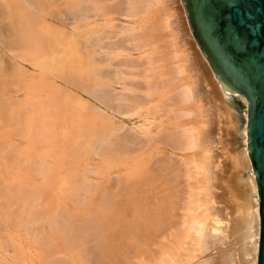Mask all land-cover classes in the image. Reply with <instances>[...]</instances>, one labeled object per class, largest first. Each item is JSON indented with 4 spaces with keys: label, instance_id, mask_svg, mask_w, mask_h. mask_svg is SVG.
Returning <instances> with one entry per match:
<instances>
[{
    "label": "bare ground",
    "instance_id": "obj_1",
    "mask_svg": "<svg viewBox=\"0 0 264 264\" xmlns=\"http://www.w3.org/2000/svg\"><path fill=\"white\" fill-rule=\"evenodd\" d=\"M11 1H13V3L16 4V2L14 0H11ZM24 1H26V0H23V2ZM33 1H35V0H33ZM37 1L35 2V4L38 3L40 8H41L42 4L45 1L42 0L41 2H43V3L39 2L40 0H37ZM77 1L79 2V7L78 8L75 7L76 8L75 11H74V8L71 10V14L72 15L74 14V16H75L73 19H75V18H80V19L84 18L85 19V18H91V17L93 18V17H97V16H101L103 14L109 13V14H113V15L116 14V15H119V16H122L125 18H129L131 20L132 19L134 20V18H137L138 19L137 22H139L137 28L133 32H126V33L123 32L122 33V31L120 32V30H121L120 28H118V29L115 28V29H117V30L114 29L116 32L113 31V29H112L111 33L105 31V33L102 32V34H100V35H98V33H97V34H95L96 36L93 35L94 37L90 36L91 39L87 40V43L85 44V47L83 48L84 49L83 52H87L86 53L87 55L84 54L85 57L87 56L90 59H93V57H97L99 49H102V50L106 49V50L112 51V53H107V54L103 53L105 55L104 57L106 59V56L108 58V56H112L113 53L120 51V49L123 50L124 46H125L124 50H126L128 52L136 51L138 53L139 57H137V58H132L133 56L132 57L130 56V58L125 57V60L122 61L121 59L123 57L120 56L121 59H117L119 57L115 58L116 60H118L116 64H119L120 67L116 66V64H115L116 60H114L112 63L110 62L111 64L109 65V67L107 69L105 68L106 70H104V71L100 72L96 68L97 69V70H95L96 77L100 81H105V83H97V82H93V81H92L93 83H88L89 82L88 78H87V80H84V79L81 80L82 79L81 77H84V76H81V74L79 77L81 79L79 81H77L78 79L72 74H69V75L64 74L63 78H65L64 77L65 75H66V77L69 76L68 78H70V75L74 76L77 79L76 82L79 84L78 89L80 87V89H82V91H84L88 97L98 99V101H100V102L101 101L104 103L107 102L106 104L103 103L107 108H109L113 112H117L118 114H120L122 116H128V115L132 114L131 112L136 111L140 107V105L145 102V100L147 98L146 96H143V95L137 96L136 93L132 92V90H131V89H133V86H135L133 83L135 80H137L136 76L139 75V73L143 72L141 64H143L144 61L145 62L147 61V62H150L151 64H154L155 68H153V71L151 69H149L151 71H147V74L149 72L150 73L153 72L154 75L151 76L152 79H150V77L148 76L144 80V82H142V84H144L143 86L147 87V88L153 87L154 85H157L159 87V89H161V90L165 89L167 91L166 94L168 95V97H167V95H165L167 98L163 96L166 99L165 100L163 98L162 99L168 105H171L174 108V110H173V112L170 111L169 114L171 113V115H169V117L168 118L166 117L165 119H171V120L173 119L176 121V122L174 121L175 123H173V125L170 126L171 129H169L168 132H165V133L161 132L162 134L159 132L158 133L159 136L157 137L158 134L155 136V137H157L156 142L162 143L161 148H164V146L169 147L171 149V151H177L180 153L181 156H183V155L184 156L181 157L180 155H178V157L174 158L175 156L173 157L172 156L173 154L171 155L172 156L171 157V156H169L171 153L168 152L169 154H167V152H166L164 155L159 156L156 160L154 159L155 162L153 160L152 163L150 162V163H148V165L143 166V168L140 171H133L134 173L129 172L127 175H125V177L123 176L124 179L122 178V176H120L122 179L118 177L120 180H123L122 185H121L122 189H120L124 193L123 196H125V198L123 196H121L122 198H124L123 200H121V198L118 199L117 197H120V196L117 194H115L117 197H115V195H114V198H113V196L110 193H105V192H108L107 191L108 189H110V188H108L109 186L107 187V184H105L107 188L101 187L99 184L98 185L100 187L99 186L95 187L93 182L90 180L91 182L87 183L88 185H90V188L92 189L94 187L93 188L94 190H96L97 192L99 190L100 194L104 193V194H106L107 197H110V195H111L112 197H110L109 200L112 204L108 208V207H106V202H105L104 206L107 209L106 213L104 212L105 216L103 213L102 216H104V217L102 219H100V221H97V223H93L94 221H92V223L94 225L91 223L90 219H89V221L87 219H84V220H87V223H86L87 225H84L85 221L82 219H80V220L79 219L78 220L73 219V221H71V223L69 224V227H67L66 231L58 230V231H61V233H62V237L64 239L63 241L68 243V244L65 243L64 247L66 245H68V247H70V248L73 247L72 252H74L73 249L76 248L78 251H80L83 254L82 255L83 258L86 260H89V261L91 259H93L94 255H99L98 259H100L101 264H135L138 258H139L138 260H140L141 263H142V259H143L142 264H210V263H212V261L210 260L211 258L210 259L207 258V256H208V254L206 252L207 246H209V243H210L212 238H214V237L217 238L220 236L219 233H221L222 229H224L226 227L231 228V226H228V225H229V222L230 223L232 222V224H230V225H235L232 228L236 230L235 235L237 237L236 239L238 242V243L237 242L236 243L239 244V248L241 246L243 247V250L242 249L241 250L244 251L243 254H244V257L246 258L244 260L247 261V263H245V264H256L257 254H258V240H259V213H258V197H257V191H256L254 172L251 168L250 161H249L248 154H247V149H246L247 103H246L245 97L238 92L221 91L220 90L219 81L217 80V78L213 74V72H212L209 64L207 63L206 59L201 54V51L199 50V48H198V46H197V44H196V42H195V40L191 34V31L189 29V26H188V23H187V20H186V17H185V14H184L180 0H110L109 3H105V0H85L86 2H84V3H82L84 0H80V1L77 0ZM163 1L164 2L166 1L167 4H169L171 1L176 2V4L177 3L180 4L179 9H180V13L182 14V17L180 19H178V21L181 20V24L179 26L182 28L181 33H184V35H183L184 39L186 40L187 43H189V46L191 47L190 52H189L190 53L189 59H187V60L185 59V56L182 53H180V51H179L180 48L178 49L177 41L172 36L173 35L172 30L173 29L171 27L174 26V23L173 22L171 23V20L169 19V15L167 14L168 11L165 8V5L164 6L161 5V3ZM51 3H53V2H51ZM26 4H28V3H26ZM29 5L31 6L32 4H29ZM37 6L38 5H36V7ZM46 6H47V4H46ZM31 8H33V6H31ZM40 8H38V11L40 10ZM169 8H171V7H169ZM34 9H35V7H34ZM65 9H66V7H65ZM22 11L30 12L27 9L22 10ZM34 11H37V10H34ZM40 11H42V10H40ZM73 11L76 14L72 13ZM175 11H176V9H175ZM28 14H30V13H28ZM32 14H34V13L31 12V15ZM71 14H69V15L72 17ZM31 15H28L30 17L26 16L25 19L33 18ZM147 16H148V19H147ZM71 17H70V19H71ZM38 18L40 19L41 17H38ZM23 21H24V19H23ZM23 21L21 22V24H23V26H24V24L27 25V23H26L27 21L25 20V23H23ZM31 21H33L32 23L34 25L36 24L35 20L32 19V20H30V22ZM45 22L47 23V21H45ZM39 23H40V21H39ZM33 24H32V26H34ZM37 24H38V22H37ZM42 24H43V20H42ZM114 24H116V23H114ZM114 24H113V26H115ZM175 24H177V23H175ZM15 25L17 26V24H15ZM28 25H27V27H28ZM48 25L49 24L47 23L46 26H48ZM44 26L42 28H46V26L45 27ZM49 26L51 27L52 25H49ZM49 26L47 29L50 28ZM121 26H119V27H121ZM125 26H127V25H125ZM106 29H108V28H106ZM110 29L111 28H109V30ZM30 32H31V30H30ZM21 33H22V31H21ZM32 34H35V31L32 32ZM42 34H44V33L42 32ZM47 34H49L48 31H47ZM24 36H25V34H24ZM24 36H22L23 40L27 39L26 37H28V36H26L25 39H24ZM34 36L29 35L27 40H29L32 37V39L34 41V39H35V38H33ZM20 38H19V40H20ZM11 41H13V40H11ZM56 41H58L57 38H56ZM22 42H24V41H22ZM25 43L27 44L28 42L26 41ZM25 43H24V45H25ZM39 43H40V41H39ZM41 43H42V41H41ZM41 43H40V46H41ZM79 43H81V42H79ZM82 43L84 44L83 41H82ZM77 44L78 43H76V45ZM36 45L38 48L40 47V46H38L39 44H36ZM43 45H45V44H43ZM151 45L154 47V49L152 50L151 53L149 52L147 54V47L151 46ZM47 46H49V45H47ZM14 47H16V46H14ZM37 47L35 49H38ZM50 47H51V45L49 46V48L48 47L47 48L50 50L53 46L51 48ZM76 47H75V49H76ZM43 48H45V46L41 48L43 51H45ZM80 48H81V46H80ZM35 51L36 50H34V52ZM37 51H39V50H37ZM50 51H52V50H50ZM50 51L47 50L48 53H50ZM47 52L45 51L44 53H47ZM25 53H23V54H25ZM26 54H28V53H26ZM26 54H25V56H26ZM63 54H64V52H63ZM103 54L100 55L101 58L103 57ZM16 55H18V54H16ZM79 55L81 56L82 53ZM138 55H136V56H138ZM45 56H46V54H45ZM48 56L45 58V60L48 59ZM63 56H61V57L63 58ZM136 56H134V57H136ZM73 57L75 58V55ZM42 58H44V57H42ZM84 58H83V60H84ZM143 58H146L147 60L143 61ZM33 59L34 58H32L30 60H33ZM98 59H100V58H98ZM98 59H95V61L97 63H98ZM102 59L104 60V58H102ZM54 60L56 61L57 57H54ZM83 60H82L83 63L82 62H79V63L85 64L86 62L84 63L85 60L84 61ZM24 61H25V59H24ZM75 61H76V59H75ZM186 61H188V62H186ZM88 63L89 62L87 60V64ZM48 64L50 65V63H48ZM81 64H80V66H82ZM42 65H44V63ZM74 66H75V64H74ZM65 67L66 66H64V68ZM11 68H12V66H11ZM85 68H84V71H85ZM88 68H90V67H88ZM20 69H19V71H20ZM56 69H59V67H57ZM100 69H102V68H100ZM21 71L23 72V70H21ZM59 72L53 73V74H57V76L59 75L60 79H63V78H61L62 76L60 77V75H62L64 73L63 70H62V72H63L62 74H60ZM0 73H1V71H0ZM51 74L52 73H50V75ZM143 74L145 75L146 73L143 72L142 75ZM142 75H140V76H142ZM128 76H130V77H128ZM90 79L91 78H89V80ZM50 81H52V80L50 79ZM70 81L73 82L74 80L72 81L70 78ZM70 81H64V82H67V83L69 82V85H71L72 83ZM141 81H139V82H141ZM108 82H113V83L122 85V86H124V88L126 90H130V91L127 92V94L124 91H122L121 93H118L115 90H113L110 87V85H108ZM52 86H54V85H52ZM40 87H42V86H40ZM58 87L59 86H57V89H58ZM74 87L76 88V84L74 85ZM154 87H156V86H154ZM14 88H15V86H14ZM44 89H45V87H43V91H44ZM57 89H56V91L58 92V90H60V88L58 90ZM45 90L47 91V89H45ZM53 92L55 94V91H53ZM67 92H70V90L66 91V94H68ZM98 93L100 94L101 98H98L95 96V94H98ZM152 93H153V91L151 92V94ZM47 94H50V93H47ZM60 94L61 93H59V95ZM71 96H72V94H71ZM77 96L79 97V95H76L75 97H77ZM39 97H41V96H39ZM48 97H49V95H48ZM68 97H69V95H68ZM68 97H66V103L64 102L66 104V105L65 104L64 105L67 109L61 106V105H63L61 102H59V104H58V102H55L54 103L55 105H52V107L56 108L54 113H50V111L48 109L49 105H46V104H44V105H46L48 108L45 109V111L42 109L44 107L41 106L42 108H40L45 112V114L43 111L40 113L41 110L35 111L33 109L32 112H31V110L29 111L30 112L29 116L32 118V120L29 121L28 124H30V122H32L35 119L34 116H40L39 117L40 122L37 121V123H35V126L39 125L41 127V130L39 129L40 130L39 135L41 137L39 135H38V137H39V140L41 138V141H43V143L44 142H45V144L49 143L50 145L55 143V141H59V142L61 141L62 143L64 142L63 144L67 143V146L69 145L68 149L69 148L71 149V151L70 150H68V151L72 152L71 155H73V157L76 154L79 155L80 150H83V149H85L84 150L85 152H86V150H89L91 152L96 153V155L101 154V155H105L107 157L112 156V154H119V153L121 155H123L122 153H125V155H123V156L130 157L133 153H137L138 149H139V152H142V151H140V148L145 149V147H146V149H147V147H149L148 145H150L148 143L152 144V142H155L154 138H153L154 141L152 140L150 142L148 135H142L143 137L140 136L141 139L139 141L137 139L138 138L137 136L139 134L137 136L133 135L132 133H130V130L129 131L127 130L130 134L124 132L123 130H121V132H119L120 131L119 130V131H117L119 133H117L116 130L114 128H112L111 126H109V127L104 126L103 127V125H102L103 129L102 130H101V128L99 129V127L95 124V121H96V118L100 117V113L102 114L101 109H98L100 111L99 112V111H95V110H97V109H95V107H94V109L91 107L89 108L88 104H90L91 102L90 103H89V101L84 102V101L80 100L81 98H79V101L76 102V104H72L70 101L71 99L67 100ZM17 98H19V97H17ZM58 98H60V96H58ZM150 98H152V97H150ZM200 98L203 100V102H204L203 104H206L207 106H209V109L207 107L206 108L208 109L209 113L213 116V122L210 125L208 132L201 129V127L199 125H197L198 123H196L197 120L200 123L201 117H202V116H200V113L202 112V110L197 108V105H195L197 102L196 99L199 101ZM44 100H46V99H44ZM58 100H56V101H58ZM31 101L29 100V102H31ZM33 101H32L33 103L36 102L35 99H33ZM42 101H43V99H42ZM42 101H40V102H42ZM64 101H65V99H64ZM11 102H9V103H11ZM146 102H147V100H146ZM230 102H232V103L230 104ZM233 102L237 103L239 106L245 108L243 110V113H242V119L240 120V123H241L240 130H238L236 127H234L235 126L234 125L235 107L232 105ZM28 103L25 104L24 106L27 105L26 107H28L29 106ZM60 103H61V105H60ZM86 103H87V105H86ZM67 104L71 107H69ZM75 105H78V107ZM90 105L92 106V104H90ZM13 106H15V105H13ZM35 106H37V104H35ZM13 110H14V108L12 109V111ZM219 110L222 112L224 111V115H223L224 117H226V116L228 117V121L231 122V128H232V130L234 129L233 132L235 131V132L239 133V136H240L239 144L241 146L239 148V150L236 151L237 153L235 155L236 156L235 161H231V163H230L232 166L234 165L235 167L237 166V168H239L238 172H231V174L234 173L233 178L236 179V182L232 186V187L235 186L234 187L235 189L229 187V188H227V190L225 189L224 193L222 190L218 191L216 193L217 206H216V210L214 212H216L220 218L222 217V219H224V221L228 225L226 223H220V220H217L214 216L213 217L210 216V213H209L210 207L207 205L208 201H207V194H206V192H207V177H208V174L211 175V177H212L211 179L215 183V178H214L215 172L213 171V169H211L205 163V161H204V159H205L204 148L201 145V142L205 140L204 139L205 136H209V135L213 136L214 134L217 133L218 128H217V122L216 121L218 118L217 113ZM10 113H11L10 115H12V112H10ZM13 114H15V113H13ZM51 114H53V115L51 116ZM161 114H163V112ZM76 115H79V116L76 117ZM70 116H71V118L75 117V119L68 122V119L71 120V118H68ZM101 116H103V115H101ZM191 116H194V118ZM16 117L17 116H15V119L18 118V121H19L20 117L19 116L17 118ZM8 118L9 117H7V121H8ZM37 118L38 117H36V119ZM13 119L14 118H12V120ZM89 120H91V121L93 120L94 123H90ZM160 120H162V119L160 118ZM24 121H26V120H24ZM105 123H106V121H105ZM9 124H11V123H9ZM15 124L16 123H14V125ZM21 124H23V123H21ZM32 124H31V127L34 126V124H33V126H32ZM119 125H121V124H119ZM34 127L32 129L29 128V130L35 129ZM116 127H118V123H117ZM131 131H133V129H131ZM164 131H166V130H164ZM27 132H28V129H27ZM32 132L33 131H31V133ZM34 132H36V130ZM27 135H28V133H27ZM29 136H30V133H29ZM34 136L37 137L36 135H34ZM35 137H34V139H35ZM29 140H31V139H29ZM0 142L2 145L3 142L2 141H0ZM8 142H9V140H8ZM80 142L85 143V145H84L85 147L84 146L82 147L83 149H81V146L79 147ZM4 147H3V149H4ZM9 148L10 147L8 146V149ZM12 148H14V147L12 146L11 149ZM223 149H225V148H223ZM59 150H61V149H59ZM65 150H66V148H65ZM206 150H207V148H206ZM46 152H48V151H46ZM73 152L76 154H74ZM212 152H214V150H212ZM13 153H15V152H13ZM63 153H65L64 149H63L62 153L59 154L58 156H60V155L62 156ZM71 155H70V157H71ZM141 155H143V154H141ZM2 156H3V154H2ZM6 156H8V155H6ZM31 156H32V154H31ZM42 156H43V154H42ZM66 156L67 155H65L64 157H66ZM144 156H146V155H144ZM68 157H67V159L70 158V157L69 158ZM147 157H149V154H147ZM62 158H63V156H62ZM6 159H5V161H6ZM12 159H14V158H12ZM15 160H17V159L15 158ZM72 160H73V158L71 159V161ZM76 160L74 159L72 162L75 163V162H77ZM5 161H3V162H5ZM33 161H36V162L34 163ZM33 161H31L33 163H31L30 167L33 168L34 171L38 172V174L40 173L41 175H44V177H46L45 180L43 179L44 185L40 184V187H43V188H41V190L38 192L39 187L35 186V190H37V191L33 192L35 190L31 189L32 186L30 188H28V187L26 188V186L24 187V185H21L20 183H19L20 185H17L16 182L14 183L13 181L10 180L15 185H11L10 184L11 182L10 183L7 182L8 185L6 186V183H5L4 184L5 187L3 189H1L2 194H0L1 200L3 198L4 203H7L8 205H10L9 204L10 202L12 203V202L16 201L14 203L18 204V205H15L17 208L19 207L20 201H22L23 207L22 208L20 207L21 213H20V211L19 212L15 211V210H17L15 206H11L12 210L15 207L14 211L11 210V207H9V209H7V211L8 210L12 211L11 214H13V212L18 213L19 217L17 218V216H16V219H18V220L17 221L14 220L17 223L20 222L21 218L24 217L23 220L25 222L23 221L24 223L22 222L21 225L23 226V224H25V227H27V228L28 227L30 228L31 226L35 225L34 222H36V223L39 222L38 223V225H39L41 223V221L44 219L49 220L48 221L49 223L51 221L50 218H52V217L54 218L56 216V219H60V218H58L57 215L61 212V209H63L62 208L63 207L62 206L63 201L61 202V198L63 197V199L64 198L67 199V197L65 195H69V197H70V194L72 196V192L78 188L79 184L80 185L82 184V183H79V184L77 183L76 184L77 188H76L74 182H72L70 180L67 182V180H66L67 178H64L62 175L61 176L63 178H61V176H59L58 181H57L56 178H53L51 176V171H49V168H51V167H49L50 164L46 160H44L43 158L41 159L39 157L37 160H33ZM71 161H70V164L72 163ZM17 162H18V160H17ZM26 164L27 163L25 162V165ZM27 166H29V165H27ZM51 166H52V164H51ZM64 166H62V167H64ZM71 166L74 167L73 164ZM51 169H53V168H51ZM220 169H221V167H220ZM3 170H4V167H3ZM74 170H73V168L71 169V171L69 173L70 177L73 174L72 171L74 172ZM27 172H28V170H27ZM242 172H243V174H242ZM0 173H2V172H0ZM35 174H37V173H35ZM80 174H82V173H80ZM217 174L218 173H216V175ZM41 175H39V176H41ZM50 178L55 180V182L57 183V186L53 187L55 185V182L52 180L53 183H51ZM120 180H119V182H121ZM22 181H23V179H22ZM25 181H27V180H25ZM82 181L85 182V181H88V179L85 181L84 180H82ZM4 182H5V180L2 182V185ZM18 182H21V180H19ZM38 184H36V185H38ZM46 185H48V186H46ZM83 185L85 186V184H83ZM91 185H93V186H91ZM119 185H120V183H119ZM33 187H34V185H33ZM52 188L54 190L53 192L56 194V196H54V198H52L53 200L55 199V201L51 200L52 203H49V204H47L45 202H44V204L38 203V199L42 193L41 191H43V192L46 191L45 193H47ZM80 189H82V188H80ZM184 189H185V191H184V193H182ZM82 190H84L83 193L84 192L87 193V191L84 188ZM112 190L114 191L113 187H112ZM96 191H94V192H96ZM113 191H111V192H113ZM115 191L113 192V194L116 193ZM78 193H79V191H78ZM78 193L76 191V194L78 196L74 197L76 202L78 201L76 198H78L79 196H82ZM50 194H48V195H50ZM87 194L92 196L91 192H89ZM99 197L101 198L100 195H99ZM88 198L89 197L83 198V200L85 199L89 202L90 198L89 199ZM116 198H117V200H116ZM79 199H80V197H79ZM80 200L83 201L82 198ZM94 200L95 199H93V201ZM45 201H48V200H45ZM81 201H80L79 205H81ZM93 201H90L87 205H89L93 208L96 207L95 202H97L98 199H96L94 202ZM4 203H2V206L4 205ZM14 203H12V205ZM86 203H84V205ZM99 203H100V201H99ZM0 204H1V202H0ZM92 204L94 206H92ZM82 205H83V203H82ZM6 206L7 205H4V207H6ZM39 208L40 209L42 208V211H39ZM94 209H97V208H94ZM63 211H65V209ZM9 213L10 212L8 211V214ZM66 213H68V212L65 211L64 214H66ZM72 216H71V219H72ZM82 216L85 217V215H82ZM12 219H11V216L9 214L8 221H13ZM53 221H51V222H53ZM66 222H68V221H66ZM10 223H12V222H10ZM12 224L14 225V223H12ZM29 224H31V226H27ZM0 227H2V229H4L3 226L0 225ZM16 227L18 229L17 225H16ZM36 227H38V226H36ZM85 227H90L91 231H87V232L84 231L86 233L83 234L82 232H83ZM62 228H63V226H62ZM24 229L25 228H23V231L27 232ZM42 229L40 227L39 232L43 231ZM87 229H89V228H87ZM233 229H231V231ZM35 230L34 231L32 230L34 232V234H36ZM0 231L3 232V230H0ZM39 235L41 236L40 233H39ZM1 236H3V235H1ZM42 237H41V239H42ZM4 238H6V237H4ZM157 239H159V240H157ZM43 240H45V239H42V242L44 243ZM154 241L158 242V243L156 245V248H154L155 250L152 251L153 249H151L150 245L153 244ZM42 242H41V244H42ZM45 242H47V241H45ZM90 242L95 243V246L92 249H89V243ZM47 243H44V245L45 244L47 245ZM43 248L46 249V246L43 247V245H42L41 249H43ZM66 249H68V248H66ZM75 253H76V251H75ZM41 256H43V255H41ZM42 258H44V257H42ZM140 258H142V259H140ZM98 259H96L95 261L97 262ZM14 261L16 262V260H14ZM62 263L65 264L64 261ZM19 264H21V262H19ZM47 264H60V262L59 261L57 262L56 259H54V261H52V260L48 261Z\"/></svg>",
    "mask_w": 264,
    "mask_h": 264
},
{
    "label": "rangeland",
    "instance_id": "obj_2",
    "mask_svg": "<svg viewBox=\"0 0 264 264\" xmlns=\"http://www.w3.org/2000/svg\"><path fill=\"white\" fill-rule=\"evenodd\" d=\"M14 1L16 2V4L13 3V1H11V0H9V1L8 0H0V38H1L0 39V41H1L0 42V71H1V73H0V112L1 111L3 112V113L2 112L0 113V141L3 142L2 145L0 142V155L2 156V154H3L2 157L0 156V158H1L0 159L1 160L0 161V169H1L0 172H2V173H0V182H1L0 183V185H1L0 190L5 187V185H4L5 183L7 186L8 185L7 182L10 183L11 181H13L14 183L16 182L17 185L21 184V185H24V187L26 186V188L27 187L30 188L32 186L31 187L32 190H35V186H37V187H39V189H38V192H39L41 190V188H43V187H40V184L44 183V180L46 177H44V175H41L40 173L38 174V172L34 171L33 168L30 167L31 163L36 162L33 160H37L39 157L41 159L43 158L44 160H46L50 164L49 167L53 168V169L49 168V171H51V176L53 178H56L57 181H58L59 176L62 175L64 178H67L66 179L67 182L69 180L74 182L75 187H76L77 183L78 184L82 183V184L81 185L79 184L78 188L76 187L77 189L75 191H73L74 193L72 192V196L70 194L71 198L69 197V195H65V194L64 195L67 197V199L66 198L63 199V197L61 196L62 197L61 202L63 201V204H62L63 209H61L62 213L59 211L60 215L59 214L57 215L58 218H60L61 220L56 219V216L54 218L53 217L50 218L51 221H53L55 219L53 222L50 221V223L48 222L49 220L44 219L39 224L40 226L38 225L39 222H37V223L34 222L35 225L32 224L33 226H31V224L27 225V226H31L30 228L28 227L29 229L27 227H25V224H23L24 227L21 225L22 222L24 221L23 216H22L23 218H21L20 222L17 223L14 221V220H16V221L18 220V219H16V216H17V218L19 217L17 212H13V214H11V212L15 210V207H16L15 205H18L17 203L16 204L14 203L16 201L12 202V203H14L13 205L11 202L9 203L10 205H8L7 203H4L3 198H2V200L0 198V202H1V204H0V225L4 227V229H2V227H0L1 228L0 230H3V232L0 231V241H1L0 242V264H15V263L19 264V262H21V264H47L48 261H51V260L54 261V259H56L57 262L59 261L60 264H63L62 263L63 261L65 262V264H71V263L72 264H101L100 259H98L99 255H94L93 259H91L89 261V260L84 259L82 256L83 254L80 251H78L76 248L73 249L74 252H72L73 247L70 248V247H68V245H66L64 247V244L66 242L63 241L64 239L62 237V233H61V231H58V230L66 231L67 227H69V224L71 223V221H73V219H77V220L78 219L79 220L80 219H82V220L87 219L88 221L90 219L91 223H92V221H94L93 223H97V221H100V219H102L105 216V213L107 211L106 207L109 208V206H111L112 203L109 200L110 197L113 196V198H114V195L117 194L120 196V197H117L115 195V197H117L118 199L121 198V200H123L125 198V196H123L124 193L120 190V189H122L121 185H122V181H123V180L119 179V178H121L120 176H122V178L124 179L125 175H127L129 172L140 171L143 168V166L148 165V163H150V162L152 163V161L154 159L156 160L159 156L164 155L166 152H167V154L171 153L169 156H171L173 154L172 156L173 157L175 156L174 158H176V157H178V155H180V153L177 151H171V149L169 147L164 146V148H161L162 143L156 142V139L159 136L158 133L159 132L160 133L161 132L162 133L168 132V130L171 129L170 126L176 122L173 119L172 120L171 119H165L166 117L168 118L169 115H171V113L169 114V112L170 111L173 112L174 108L171 105H168L166 102H164V100L168 97V95L166 94L167 91L165 89L161 90V89H159V87L157 85H154L157 88L154 86L148 87V88L143 86L144 84H142V82H144V80L148 76L150 77V79H152L151 76L154 75L153 72H151V73L149 72L147 74V71H151V70L153 71V68H155L154 64H151L150 62L144 61V60H147L146 58H143L144 63L141 64L142 70L146 74L142 75L143 72H141V73H139V75L136 76L137 80H135L133 83L135 86H133V89H131V90H132V92L136 93L137 96H139V95L140 96H142V95L146 96L147 102L145 100V102L142 103L136 111L131 112L132 114H130L128 116H122V115L118 114L117 112H113L112 110H110L109 108H107L104 105L107 102L104 103L101 101L102 102L101 103L100 101H98V99L88 97L85 94V92L82 91V89H80V87L78 89L79 84L76 82V80L78 79L77 81H79L81 78H82L81 80H83V79L87 80V78H88V81H89L88 83H93V82L105 83V81H100L96 77L95 70L98 69V71H100V72L106 70L109 67V65L114 60H116L115 58L119 57L117 59H121L120 56H122L123 58L121 60L123 61V60H125V57H127V58H130V56L131 57L133 56L132 58L139 57V55L136 51L128 52V51L124 50L125 46H124V48L122 47L123 50L120 49V51L113 53L112 56H108V58L106 56V59L104 57L105 56L104 54L105 53L106 54L112 53V51L106 50V49L105 50L99 49L98 50V56L93 57V59H90L87 56L85 57V55H87L86 54L87 52H83V50H84L83 48L85 47L87 40L91 39L90 36L91 37L93 35L96 36L95 34H97V33H98V35H100V34H102V32L105 33V31L111 33L112 29H113V31H115L118 28L121 29L120 32L122 31V33L123 32L124 33L133 32L139 24V22H137L138 21L137 18H134V20L133 19L131 20L129 18H125V17L119 16L116 14L113 15V14L106 13V14H103L101 16H97V17H93V18L91 17V18H85V19L84 18L83 19H80V18L73 19L75 16H74V14L73 15L71 14V10L74 8V11H75V9L79 7V2L77 0H52V1L51 0H44L45 1L44 3L41 2L42 0H40L39 2L43 3L42 7H41L42 9L40 8L38 3L35 4V2L37 0H35V1L26 0L24 2H23V0H14ZM25 2L28 4H26ZM51 2H53V3H51ZM84 2H86V1L84 0L82 3H84ZM109 2H110V0H105V3H109ZM29 4H32L31 6H33V8H31V6ZM46 4H47V6H46ZM36 5H38V6L36 7ZM161 5H163V6L165 5V8L168 11L167 14L169 15V19L171 20V23L172 22L174 23V26L171 27L173 29L172 30L173 31L172 36L177 41L178 49L180 48V50H179L180 53H182L185 56V59L187 60V59H189V54H190L189 52H190L191 47L189 46V43H187L186 40L184 39V36H183L184 33H181L182 28L179 26L181 24V20L178 21V19H180L182 17V14L180 13V9H179L180 4L179 3L176 4V2H174V1H171L169 4H167L166 1L165 2L163 1L161 3ZM34 7H35V9H34ZM65 7H66V9H65ZM169 7H171V8H169ZM38 8H40V10H42L43 12L40 10L38 11ZM26 9L30 12L22 11V10H26ZM175 9H176V11H175ZM34 10H37V11H34ZM74 11L72 13H75ZM31 12L34 13L36 16L34 14L31 15ZM28 13H30V14H28ZM27 14L31 15L33 18L25 19L26 16H28ZM69 14H71L72 17ZM28 17H30V16H28ZM38 17H41V18L39 19ZM70 17H71V19H70ZM23 19H24V21H23ZM32 19L35 20V22H36L35 25L32 23L33 21L30 22V20H32ZM147 19H148V16H147ZM25 20L29 21V22L28 21L26 22L27 25L28 24L30 25L32 23L34 26H32V24L30 25L31 27L29 25L27 27V25H25V24L23 26V24H21V22L23 21V23H25ZM42 20H43V24H42ZM39 21H40V23H39ZM45 21H47V23L49 25H52L51 27L48 25L50 27L49 29H47L48 26H46L47 23ZM37 22H38V24H37ZM114 23H116V24H114ZM175 23H177L178 25ZM15 24H17V26ZM113 24L115 26H113ZM42 25L43 26L45 25L46 28H42L43 27ZM125 25H127V26H125ZM119 26H121V27H119ZM106 28H108V29H106ZM109 28H111V29L109 30ZM115 28H117V29H115ZM30 30H31V32H30ZM33 30L35 31V34H32V32H34ZM21 31H22V33H21ZM47 31L49 34H47ZM42 32L44 34H42ZM24 34H25V36H24ZM29 35L30 36L35 35L33 37V38H35L34 41H33L32 37L29 40H27ZM22 36H24V39L26 36H28V37H26L27 39L23 40ZM19 38H20V40H19ZM56 38L58 41H56ZM11 40H13V41H11ZM22 41H24V42H22ZM26 41L28 42L27 43L28 45L25 43ZM39 41H40V43L42 41L41 46H40ZM82 41L84 42V44L82 43ZM79 42H81V43H79ZM24 43H25V45H24ZM76 43H78V44L76 45ZM36 44H39L38 46H40V47L38 48ZM43 44H45V45H43ZM47 45H49V46L51 45V47L55 46L56 48L50 47L51 48L50 50H52V51H50L48 49L49 46H47ZM14 46H16V47H14ZM44 46H45V48H43V49L46 52H47V50L50 51V53H48V52L44 53L45 51H43L41 49ZM80 46H81V48H80ZM36 47L38 49H35ZM75 47H76V49H75ZM153 49H154V47L152 45L148 46L147 47V54L149 52L151 53ZM34 50H36V51L34 52ZM37 50H39V51H37ZM25 52L28 54H26ZM63 52H64V54H63ZM80 52L82 53L81 56L79 55V54H81ZM23 53H25L26 56ZM16 54H18V55H16ZM45 54H46V56H45ZM102 54H103L102 58H104V60L100 56ZM72 55L73 56L75 55V58ZM136 55H138V56H136ZM47 56H48V59L45 60V58ZM61 56H63V58ZM134 56H136V57H134ZM42 57H44V58H42ZM54 57H57L56 61L54 60ZM82 57L83 58L85 57L84 58L85 61L83 60ZM32 58H34V59L30 60ZM94 58L95 59L100 58L101 60L98 59V63H97ZM24 59H25V61H24ZM75 59H76V61H75ZM82 60L84 61V63L85 62L86 63L85 64L79 63V62H82ZM87 60L89 62L88 64H87ZM117 61L118 60H116L115 64L117 63ZM186 62H188V61H186ZM43 63H44V65H42ZM48 63H50V65ZM74 64H75V66H74ZM80 64L82 66H80ZM11 66H12V68H11ZM64 66H66V67L64 68ZM116 66L120 67L119 64H116ZM57 67H59V69H56ZM88 67H90V68H88ZM84 68H85V71H84ZM100 68H102V69H100ZM19 69H20V71H19ZM149 69H151V70H149ZM21 70H23V72ZM62 70L64 73L62 72ZM56 71L57 72L60 71L59 72L60 74L63 73L62 75H60V77L62 76L61 78H63L64 74H68V75L72 74L77 79L72 75H70V78L72 81L74 80L75 82L74 81L71 82L70 78H68L69 77L68 75H67L68 77H66V75H65L64 76L65 78L60 79L59 75L57 76V74H53V73H57ZM49 72L52 74L50 75ZM80 74H81V76H84L85 78L84 77L79 78ZM140 75H142V76H140ZM128 77H130V76H128ZM89 78H91V79L89 80ZM50 79L52 81H50ZM64 81H70L72 84L70 83L71 85H69V82L67 83ZM139 81H141V82H139ZM75 84H76V88L74 87ZM52 85H54V86H52ZM108 85H110V87L118 93H121L122 91H124L127 94V92L130 91V90H126L124 88V86L113 83V82H108ZM14 86H15V88H14ZM40 86H42V87H40ZM57 86H59L58 89L60 88V90L57 89ZM43 87H45V89H47V91L45 89L43 91ZM55 88L58 90V92L56 91ZM68 90H70L71 93L67 92L68 94H66V91H68ZM53 91H55V94ZM152 91L154 94L153 93L151 94ZM47 93H50V94H47ZM59 93H61V94L59 95ZM71 94H72V96H71ZM48 95H49V97H48ZM68 95L70 98L68 97ZM76 95H79V97L78 96L75 97ZM165 95H167V97ZM39 96H41V97H39ZM58 96H60V98H58ZM95 96L98 98H101L99 93L95 94ZM163 96L166 98H164ZM17 97H19V98H17ZM66 97H68L67 100L71 99L70 101L72 104H76V102L79 101V98H81L80 100H82L84 102L85 101H87V102L89 101V103L91 102L90 104H92V106L90 104H88L89 108L91 107L94 109V107H95V109H97L95 111H99L98 109H101L102 114L100 113V117L96 118V121H95V124L99 127V129L101 128V130H102L104 126L105 127L111 126L112 128H114L116 130V132L119 130H120L119 132H121V130H123L124 132L129 133L128 131L130 130V133H132L133 135L137 136L139 134L137 136L138 137L137 139L139 141H140L141 137H143L142 135H148L150 142L152 140L154 141V139H155V142H152V144L148 143L150 145H148V144L147 145L150 148L149 147H147V149H146V147H145V149L140 148V151H142V152H139V149H138V152L133 153L130 157L123 156V155H125V153H122L123 155H121L120 153L119 154H112V156H110V157L109 156L107 157V156L101 155V154L96 155V153L91 152L89 150H86V152H87L86 153L84 151L85 149L82 148L85 145L84 142H80V145H79V147L81 146V149H83V150H80L79 155L73 152L74 154H76L73 157V155H71L72 152H70L71 149L70 148L68 149L69 145L67 146V143L63 144L64 142L62 143L61 141L60 142L55 141V143L52 144L53 146L50 145L49 143H46V144H45V142L43 143V141H41V138L39 140V137H38L40 130H41V127L39 125L35 126V123H37V121L40 122V119H39L40 116H34V118H35V119L33 118L34 122L32 121V122H30V124H28L29 121L32 120V118L29 116V114H30L29 111L31 110V112H32L33 109L35 111L41 110L40 111V113H41L43 110L45 111V109L48 108L46 105H49L48 109H49L50 113H54L56 108L52 107V105H55L54 104L55 102H58V104H59V102H61L63 105H61V103H60V105L64 108H66L65 107ZM150 97H152L153 99ZM33 99H35V101H36L35 103H33L34 102ZM42 99H43V101H42ZM44 99H46V100H44ZM58 99L59 100L61 99V100L59 101ZM64 99H65V101H64ZM29 100L30 101L32 100L33 102L31 101L32 102L31 103V102H29ZM56 100H58V101H56ZM40 101H42V102H40ZM196 101L197 102L195 105H197V108L202 110V112L200 113V116H202L203 118L201 117L200 123L198 120H197V122L196 121L195 122L198 123L197 125H199L201 127V129L208 132V129L213 122V116L208 111L209 106H207L206 104H203L204 102L201 98L199 101L196 99ZM9 102H11V103H9ZM26 102L27 103L29 102L28 103L29 108L26 107L27 105L24 106L25 104H27ZM231 103L232 102H230V104ZM35 104H37V106H35ZM44 104H46V105H44ZM13 105H15V106H13ZM86 105H87V103H86ZM232 105L235 107V110H234V117H235L234 125L235 126L234 127H236L238 130H240V128H241L240 120L242 119V113H243V110L245 108L239 106L237 103H234V102ZM41 106L44 108H42ZM75 106L78 107V105H75ZM69 107H71V106H69ZM13 108H14V110L12 111ZM40 108H42L43 110ZM10 112H12V115H10L11 114ZM162 112H163V114H161ZM13 113H15V114H13ZM44 114H45V112H44ZM217 114H218V116H217L218 118L216 121L217 122V128H218L217 133L214 134L213 136H210V135L205 136V138H204L205 140L202 138L205 142L202 141L201 145L204 148V156H205L204 161H205V163L211 169H213V171L215 172V177H214L215 183L211 179L212 178L211 175L208 174V177H207V192H206V194H207V201H208L207 205L210 207L209 213H210V216H212V217L214 216L217 220H220V223H226L224 221V219H222V217L220 218L218 216V214L216 212H214L216 210V206H217L216 193L218 191H221V190L224 193L225 189L227 190V188H229V187H231V188L235 187V186L234 187H232V186L236 182V179L233 178L234 173L231 174V172H238L239 168H237V166L235 167L234 165L232 166L230 163H231V161H235V157H236L235 155L237 153L236 151H238L241 146L239 144V138H240L239 133L235 132V131L233 132L234 129L232 130L231 122L228 121V117L223 116L224 111L222 112L219 110ZM52 115L53 114H51V116ZM101 115H103V116H101ZM15 116H17V117L19 116L21 119L19 118V121H18V118L16 117L17 119H15ZM78 116L79 115H76V117H78ZM7 117H9L8 121H7ZM36 117H38V118L36 119ZM191 117L194 118V116H191ZM12 118H14L15 120L14 119L12 120ZM68 118H71V116ZM160 118L162 120H160ZM73 119H75V117L71 118V120L68 119V122L72 121ZM24 120H26V121H24ZM89 121H90V123H94L93 120H92L93 122L91 120H89ZM105 121H106V123H105ZM9 123H11V124H9ZM14 123H16V124L14 125ZM21 123H23V124H21ZM32 123L34 124L35 127L33 126ZM117 123H118V127H116ZM31 124L35 129L29 130V128H31V129L33 128V127H31ZM119 124H121V125H119ZM102 125H103V127H102ZM26 128L28 129V132H27ZM131 129H133V131H131ZM35 130H36V132H34ZM164 130H166V131H164ZM31 131H33V132L31 133ZM119 132H117V133H119ZM27 133H28V135H27ZM29 133H30V136H29ZM34 135H36L38 138L35 137ZM156 135H157V137H155ZM33 136L35 137V139ZM29 139H31V140H29ZM8 140H9V142H8ZM7 145L10 147L9 149H8ZM12 146L14 148L11 149ZM3 147H4V149H3ZM205 147L207 148V150ZM65 148H66V150H65ZM223 148H225V149H223ZM59 149H61V150H59ZM63 149H64L65 153H63V155H62L63 158H62L61 155L60 156H58V155L62 153ZM68 150H70V151H68ZM212 150H214V152H212ZM46 151H48V152H46ZM13 152H15V153H13ZM140 153L143 155H141ZM31 154H32V156H31ZM42 154H43V156H42ZM64 154L67 156L64 157L65 156ZM147 154H149V157H147ZM6 155H8V156H6ZM70 155H71V157H70ZM144 155H146V156H144ZM68 156L71 159L73 158V160L77 159L76 160L77 162H75V163L72 162L73 160L71 161V159ZM183 156H181V157H183ZM67 157L69 159H67ZM12 158H14V159H12ZM15 158L18 160V162H17V160H15ZM5 159H6V161H5ZM155 160H154V162H155ZM3 161H5V162H3ZM24 161L27 163L26 165H25ZM31 161H33V162H31ZM70 161L72 162L71 164H70ZM51 164H52V166H51ZM72 164L74 165V167L71 166ZM27 165H29V166H27ZM62 166H64V167H62ZM3 167H4V170H3ZM220 167H221V169H220ZM72 168H73V170L74 169L75 170H74V172L72 171V173H73L72 175L70 174L72 177L71 178L69 176V173H70ZM27 170H28V172H27ZM34 172L37 173L38 175L35 174ZM80 173H82V174H80ZM216 173H218V174L216 175ZM242 174H243V172H242ZM39 175H41V176H39ZM62 176H61V178H63ZM22 179H23V181H22ZM24 179L27 180L28 182L25 181ZM87 179H88V181H85ZM4 180H5V182L3 183V185H4L3 186L2 182ZM19 180H21V182H18ZM50 180H51V183H53L52 180L55 182L54 179L50 178ZM82 180H84L85 182H83ZM90 180L93 182L95 187H98L99 185L101 187H106L105 184H107V187L109 186L108 188H110V189H108L107 190L108 192H105V193H110L112 196L110 195V197H107L106 194H104V193L100 194L99 190L97 192L96 190L93 189L94 187L91 189L90 185L87 184L88 182L89 183L91 182ZM119 180L121 182H119ZM119 183H120V185H119ZM10 184L15 185L12 182ZM36 184H38V185H36ZM83 184H85V186ZM33 185H34V187H33ZM113 185L114 186L116 185V186L114 187ZM46 186H48V185H46ZM55 186H57L56 182H55V185L53 187H55ZM91 186H93V185H91ZM79 187L82 189L84 188L87 191V193L91 192L92 196L88 195L85 192L83 193L84 190L80 189ZM112 187L114 188V191L116 190L115 191L116 193H114V194H113L114 191L112 190ZM36 191L37 190H35L33 192H36ZM53 191H54L53 188L50 189V191H48L47 193H45L46 191L45 192L41 191L42 193L38 199V203L44 204V202H45V203L49 204V203H52L51 200L55 201V199L54 200L52 199V198H54V196H56V194ZM76 191H77V193L79 191L78 194L82 195V196H79L80 199L82 198V200H83V198H87V197L90 198V199L88 198L89 202L93 201V199H95V200L98 199V201L95 202L96 207H94L97 209H94L93 207L87 205L89 202L85 199L84 200L87 203L84 200H83L84 202L81 201L79 199V197L76 198L79 202L78 201L76 202V200L74 198V197L78 196L76 194ZM94 191H96V192H94ZM111 191H113V192H111ZM184 191H185V189L183 190L182 193H184ZM0 194H2V190L0 191ZM48 194H50V195H48ZM99 195L101 196L102 199L99 197ZM121 196H123L124 198H122ZM0 197H1V195H0ZM117 198H116V200H117ZM45 200H48V201H45ZM80 201H81V205H79ZM99 201H100V203H99ZM105 202H106V207L104 206ZM2 203H4V205H7V206L6 207H4V205L2 206ZM82 203H83V205H82ZM84 203H86V204L84 205ZM22 204H23L22 201H20L19 207L18 208L16 207L17 210H15V211L19 212L21 210V208L23 207ZM11 206H15L13 210H12ZM92 206H94V205L92 204ZM9 207H11V210H12V211H10V210H8V211L10 212L9 214L11 216V219L13 218L12 219L13 221H8L9 214H8L7 209H9ZM64 209L68 213L64 214V212H65V211H63ZM39 211H42V208L41 209L39 208ZM20 213H21V211H20ZM103 213H104V216H102ZM69 214L71 216L73 215L74 217L72 216V219H71V216ZM81 214L85 215V217L82 216ZM87 220H84L85 221L84 225H87L86 224ZM66 221H68V222H66ZM10 222L14 223V225ZM230 224H232V222L231 223L229 222V225L228 224L227 225L231 226V228L226 227V228L222 229L221 233H219L220 236L217 238H215V237L212 238L210 243H209V246H207V248H206L207 249L206 252L208 254L207 258L208 259L211 258L210 260L212 261V263H210V264H245V263H247V261L244 260L246 258L244 257V254H243L244 251H242L243 247L241 246L239 248V244H237L238 243L237 239H236L237 237L235 235L236 230L232 228L235 225H230ZM16 225L18 226V229H17ZM36 226H38V227H36ZM62 226H63V228H62ZM40 227H41V229L43 228L42 229L43 231H41V232H39ZM23 228H25L24 230H26L27 232H24ZM87 228H89L90 230ZM231 229H233V230L231 231ZM32 230L33 231L35 230L36 234H34V232ZM84 231H86V232L91 231V228L85 227L83 232H82L83 234L86 233ZM39 233L41 234V236L39 235ZM1 235H3V236H1ZM4 237H6V238H4ZM41 237H42V239H45V240H43L44 243L48 242L49 244L47 243V245L46 244L44 245ZM157 240H159V239H157ZM45 241H47V242H45ZM41 242H42V244H41ZM157 243L158 242L154 241L153 244L150 245L151 249H153L152 251L155 250L154 248H156ZM66 244H68V243H66ZM42 245H43V247L46 246V249L45 248L41 249ZM3 246L4 247L6 246L7 248L6 247L4 248ZM94 246H95V243H93V242L89 243V249H92ZM66 248H68V249H66ZM75 251H76V253H75ZM41 255H43V256H41ZM42 257H44V258H42ZM96 259H98L99 261L97 260V262H96L95 261ZM138 259H137L135 264H142L143 259L140 258V259H142V263ZM14 260H16V262Z\"/></svg>",
    "mask_w": 264,
    "mask_h": 264
},
{
    "label": "water",
    "instance_id": "obj_3",
    "mask_svg": "<svg viewBox=\"0 0 264 264\" xmlns=\"http://www.w3.org/2000/svg\"><path fill=\"white\" fill-rule=\"evenodd\" d=\"M191 34L219 81L247 103L246 149L258 197L256 264H264V0H180Z\"/></svg>",
    "mask_w": 264,
    "mask_h": 264
}]
</instances>
